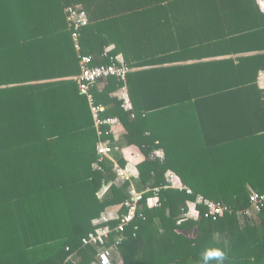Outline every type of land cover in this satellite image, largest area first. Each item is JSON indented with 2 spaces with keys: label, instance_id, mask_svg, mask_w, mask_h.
I'll use <instances>...</instances> for the list:
<instances>
[{
  "label": "trees",
  "instance_id": "trees-1",
  "mask_svg": "<svg viewBox=\"0 0 264 264\" xmlns=\"http://www.w3.org/2000/svg\"><path fill=\"white\" fill-rule=\"evenodd\" d=\"M70 8L88 18L80 51ZM254 51H264L258 0H0V264L96 260L82 239L103 212L126 213L131 187L111 161L96 168L102 140L122 167L136 165L138 191L160 188L155 206L144 195L112 264H264V208L246 214L264 193V54L201 61ZM84 56L130 69L89 91L101 118L119 122L101 135L74 79ZM170 172L194 195L165 189ZM199 195L231 212L214 220L197 204L199 218H187Z\"/></svg>",
  "mask_w": 264,
  "mask_h": 264
},
{
  "label": "built area",
  "instance_id": "built-area-1",
  "mask_svg": "<svg viewBox=\"0 0 264 264\" xmlns=\"http://www.w3.org/2000/svg\"><path fill=\"white\" fill-rule=\"evenodd\" d=\"M258 1L264 10V0ZM66 16L70 30L73 31L72 36L75 41L76 49L80 51L82 47L78 40L79 30L82 27L88 25L87 15L83 12H80L79 9L70 8L66 10ZM80 70V74L75 77V80L80 90L88 94V98L92 105L95 124L98 129V132L101 135L103 125L117 126L119 122L118 119L115 118H101L100 114L104 108L95 106V101L92 95L89 94V91L92 86L101 79H108L112 76L124 78L126 74L130 71V69L123 63L120 65L113 64L94 66L92 57L84 56L81 59ZM101 149L104 150L101 151ZM119 150L120 148L118 146L115 147V151ZM157 153L160 154L158 155ZM98 155L99 159L97 161V164L95 165L98 170L104 171L102 163L105 161H111L114 164L113 172L117 177L118 183H131L129 191L130 198L127 199L123 204V208L126 209V213L121 214V212L117 209L107 210L103 212L99 218L95 219L99 222L96 224L92 223L94 230L90 232L88 236L82 239L83 246H94L98 249L97 258L91 264H103L105 258L107 259L108 264H112L113 250L114 248L119 247L125 240V237L123 235L125 227L130 225L137 218V212L138 209H140L142 206L141 202L144 199V195L149 192H154L155 196L151 197L149 201L154 200L155 203L151 206H155L159 204L160 188L150 189L149 187L145 188L143 191H138L135 185L133 184V179L138 174L136 165L131 161L128 162L125 167H122L113 157V149L108 140L100 141L98 145ZM152 156L157 157L162 161L165 160V155L162 150H156V152ZM166 182L167 185L164 187L165 189L170 187L178 188L179 190H186L189 195H194L193 190L185 187L175 173L170 172L167 176ZM109 186L110 185H105L104 188L108 189ZM197 204H204L205 206H207L208 213L206 214V217H212L214 220H216L218 217L224 216L227 212H231V209L228 206L209 201L202 195H199L197 203L192 201L188 202L190 208H193L191 207V205L194 206L193 209L198 213V215H200V212L198 210ZM263 208L264 193L260 194L253 192L250 196V208L247 210L246 214L251 217L254 214L260 213ZM189 212L185 214L186 217H189ZM109 216H111V218H108ZM129 216H131V219H128ZM115 221H119V224L115 227H111V222ZM114 233H117L120 236H117V238L114 240V245L112 249L108 246V244L112 242V234ZM67 250L70 251V248H67ZM72 257L73 255H71L68 259L72 260Z\"/></svg>",
  "mask_w": 264,
  "mask_h": 264
},
{
  "label": "crops",
  "instance_id": "crops-1",
  "mask_svg": "<svg viewBox=\"0 0 264 264\" xmlns=\"http://www.w3.org/2000/svg\"><path fill=\"white\" fill-rule=\"evenodd\" d=\"M259 2V1H258ZM260 4V3H259ZM262 7V6H261ZM263 9V8H262ZM264 11V10H263ZM112 13V12H111ZM109 50H112V45L111 47H109ZM254 54H264V51H254V52H245V53H242V54H234L233 52H231V54H226L224 56H220V57H215V58H203L201 59V61L203 62H209V61H213V60H220V59H229V58H233V59H236L237 57H241V56H251V55H254ZM120 61H122V57H119L118 58ZM193 61L191 62H188V63H192ZM185 64V63H183ZM258 87L261 89V90H264V71H259V75H258ZM119 94V97L122 98L123 100H125V103L129 106V107H132V104L130 102V98H129V94H128V90H121V92L118 93ZM104 111V109H103ZM121 132H118V134H120ZM125 146V145H124ZM194 211L193 208H190L189 205H188V212L189 211ZM190 219V218H189ZM75 259V257L73 256L72 257V261ZM79 259V258H78ZM77 260V259H76ZM117 261V259H116ZM79 262H80V259H79ZM118 264H122V261L120 259V261L118 262ZM76 264V263H75Z\"/></svg>",
  "mask_w": 264,
  "mask_h": 264
},
{
  "label": "clouds",
  "instance_id": "clouds-1",
  "mask_svg": "<svg viewBox=\"0 0 264 264\" xmlns=\"http://www.w3.org/2000/svg\"><path fill=\"white\" fill-rule=\"evenodd\" d=\"M103 150H104V149H101V151H103ZM157 154L159 155L160 153H157ZM106 190H107L106 188L102 189L100 192L97 193V196H98V197L102 196V195H103V192L106 191ZM253 198H254V197H253ZM154 203H155L154 200H150V201H149L150 206H151L152 204H154ZM190 214H191V215H195L196 213L193 212V213H190ZM108 218H111V216H109ZM128 219H131V216H129ZM98 222H99V221H97V220H93V221H92L93 224H96V223H98ZM213 254L220 255V256H222V257L226 255V253L223 252V251L220 250V249L215 250ZM103 264H108V261H107L106 258L104 259Z\"/></svg>",
  "mask_w": 264,
  "mask_h": 264
},
{
  "label": "rangeland",
  "instance_id": "rangeland-1",
  "mask_svg": "<svg viewBox=\"0 0 264 264\" xmlns=\"http://www.w3.org/2000/svg\"><path fill=\"white\" fill-rule=\"evenodd\" d=\"M74 79H75V77H74ZM191 207L194 208V206H192V205H191ZM193 212L196 213V214L195 215H191L190 213H193ZM188 214H189L188 215L189 217H187V218H190V219H198L199 218V215H198V213L195 210L194 211L191 210ZM116 259H117L118 262L120 261V258L117 257Z\"/></svg>",
  "mask_w": 264,
  "mask_h": 264
}]
</instances>
